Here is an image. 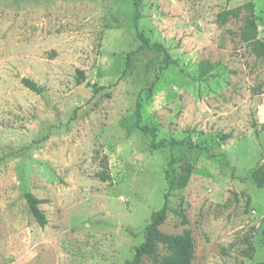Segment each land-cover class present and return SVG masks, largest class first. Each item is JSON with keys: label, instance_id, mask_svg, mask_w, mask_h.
Listing matches in <instances>:
<instances>
[{"label": "rangeland", "instance_id": "1", "mask_svg": "<svg viewBox=\"0 0 264 264\" xmlns=\"http://www.w3.org/2000/svg\"><path fill=\"white\" fill-rule=\"evenodd\" d=\"M249 2L264 39V0H0V264L131 260L162 206L171 154L173 174L183 161L193 170L160 230L191 231V264H264V188L248 177L264 168V58L239 39L244 11L216 21ZM136 32L176 62L143 99V124L156 141L190 136L208 152L151 151L133 127L163 59L138 50ZM203 60L213 77L199 82ZM26 192L42 200L45 226Z\"/></svg>", "mask_w": 264, "mask_h": 264}, {"label": "trees", "instance_id": "2", "mask_svg": "<svg viewBox=\"0 0 264 264\" xmlns=\"http://www.w3.org/2000/svg\"><path fill=\"white\" fill-rule=\"evenodd\" d=\"M251 2L245 4L242 7L234 9H223L216 15V21L219 25L226 24L229 19H237L242 11L244 15L242 17V26L239 31V39L243 42L254 55L256 59L264 58V39L258 38V29L256 24V18L254 14V8ZM136 37L140 42L138 50H157L162 53V64L158 67L157 73L154 76V80L143 91V94H138L135 109H134V122L133 127L139 131L144 137L149 138L148 149L151 151H157L165 148H169L171 151L174 149H186L190 152H208L206 146L195 144L190 136H186L180 140L175 139H160L155 140V130L142 122V101L143 99L149 100L152 98L153 90L158 81L160 74L165 71L169 66L175 65V60L171 59L168 50L159 43L150 42L148 38L141 32H136ZM129 64V58L126 61V65ZM214 70V65L210 64L207 60H203L198 65V75L196 80L204 82L208 78H212L211 72ZM124 73V72H123ZM85 80L84 73L77 71L76 84H81ZM20 83L29 91L41 95L43 93V87L39 86L33 80L22 78ZM93 90L96 92V85H93ZM261 129H264V123L260 125ZM225 136L224 138H227ZM173 160L172 154L170 161L167 164L165 170V180L167 182V190L163 195L162 206L154 211L150 215L149 222L143 229V241L134 248L133 256L131 260L126 261L124 264H144V261H149V264H191L194 259L195 245L190 230L185 229L181 234H167L160 230V226L163 225L170 213H173V209L170 207V194L175 190H182L186 187L193 166L188 161L180 163L178 172L173 174L171 172V162ZM103 160V168L107 171V164ZM102 180H108L109 176L106 172L97 174ZM248 177L254 182L255 187L258 189L264 188V168L257 166L251 169L248 173ZM24 198L27 203L28 211L34 218L39 226L46 225L47 220L44 213L39 209V205L42 200L36 198L33 194L26 192ZM176 215L182 217V222L187 223L185 216L181 213ZM162 249L165 254L160 256L159 249ZM249 255V253L247 252ZM261 264V263H259Z\"/></svg>", "mask_w": 264, "mask_h": 264}]
</instances>
